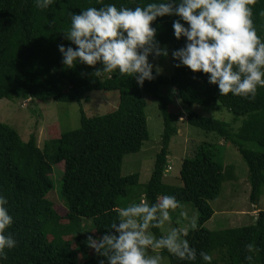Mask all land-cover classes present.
<instances>
[{"label": "trees", "instance_id": "trees-1", "mask_svg": "<svg viewBox=\"0 0 264 264\" xmlns=\"http://www.w3.org/2000/svg\"><path fill=\"white\" fill-rule=\"evenodd\" d=\"M148 0H53L46 9L37 8L33 0H0V98L49 100L64 102L89 101L94 90L119 93L118 106L102 115L86 114L80 107V126L60 133L41 149L34 134L28 140L10 125L0 121V194L8 199L13 217L6 229L17 245L6 251L0 264H98V256L86 244L89 235L98 237L107 232L124 207L120 197L129 194V186L137 184L139 174H122L125 154L138 152L149 139L146 99L158 100L164 129L161 147L156 154L151 177L141 194L147 203L158 196L174 195L178 207L184 202L194 205L198 213L197 228L189 229L185 238L197 250L194 261L180 260L168 254L170 264H203L199 252L213 256L212 264H246L244 245L253 243L254 264H264V210L252 224L211 230L205 226L214 210L209 201L216 198L226 178H232L222 162L216 159L211 143H199L191 156L182 159L179 177L181 186L164 181L169 156V144L177 133L175 116L169 110L173 101L171 89L185 107L188 124L215 132L232 142L249 170L250 201L258 204L264 191V87L258 86L254 99L220 95L217 86L207 81V75L193 72L187 66H174L173 73L155 75L139 87L134 77L118 72L106 74L103 80L93 75L95 66L74 63L68 68L61 63L57 45L70 44L63 31L70 25V13L82 8L99 7L101 3L141 6ZM253 25L264 40V0H253ZM176 16L157 17L155 39L173 49L183 46L185 38L176 39L172 21ZM182 23L183 22L181 21ZM75 48V45H72ZM150 57V55H149ZM177 63L173 60V64ZM168 88L167 91L164 88ZM219 102L235 117L245 116L236 132L218 118L204 116L192 109L194 104ZM256 142L262 150L247 147ZM52 149V150H51ZM63 168L61 199L67 212L61 215L47 196L53 189V165ZM90 219L92 228L82 226ZM154 235L163 234L161 226L150 228Z\"/></svg>", "mask_w": 264, "mask_h": 264}, {"label": "clouds", "instance_id": "clouds-1", "mask_svg": "<svg viewBox=\"0 0 264 264\" xmlns=\"http://www.w3.org/2000/svg\"><path fill=\"white\" fill-rule=\"evenodd\" d=\"M37 8L46 9L53 0H33ZM100 3V0H97ZM253 0H148L142 6H117L101 3L99 7L82 8L70 13V25L63 31L68 46L58 44L62 65L71 68L74 63L95 66L93 75L103 80L106 74L118 72L134 77L139 87L162 72L159 65L149 62L169 56L166 46L155 39L156 28L151 26L157 17L176 16L172 21L176 39L184 44L171 51L174 66H187L207 75V81L217 86L220 95L231 93L254 99L258 86L264 87V40L253 25ZM260 15L264 16V11ZM186 22L185 23H182ZM72 45L76 47L73 48ZM155 68V75L153 69ZM173 95L176 89H171ZM8 199L0 194V260L6 251L17 245L6 229L13 217L7 207ZM178 207L174 195L158 196L149 204L141 197L139 203L130 202L120 207L117 219L108 225V231L98 237L89 235L86 244L104 259L98 264H162L159 249L180 260L194 261L197 250L190 247L183 228L175 226L159 235L150 228H158L170 220V210ZM187 224L197 228V215L180 211ZM246 264H254L253 243L244 245ZM203 264H212L213 256L199 252Z\"/></svg>", "mask_w": 264, "mask_h": 264}, {"label": "rangeland", "instance_id": "rangeland-1", "mask_svg": "<svg viewBox=\"0 0 264 264\" xmlns=\"http://www.w3.org/2000/svg\"><path fill=\"white\" fill-rule=\"evenodd\" d=\"M164 46L168 48L169 56H160L153 59L150 55L149 62L153 63V65H159L162 68L161 73L165 76H170L174 70L171 48L168 45H161V47ZM164 90L167 91L168 88L166 87ZM88 95L90 97L89 101L82 102L81 105L77 102L56 101L54 99L42 101L0 98V121L14 128L22 139L28 140L30 135L34 134L36 143L41 149L45 148L46 143L51 148L50 141L52 139L58 137L60 133L80 126V107L84 109L87 115L92 116L105 114L118 106L119 93L116 90H94L89 92ZM144 97L147 102L145 112L149 139L143 143L138 152L125 154L123 157L122 174H139L138 183L128 187L129 194L119 198L120 201L124 202V206H127L130 202L139 203L141 197L146 201L141 193L144 192L151 177L155 157L161 147L164 124L158 108V100L147 94ZM192 109L204 116L225 121L234 132L238 130L245 118V116L235 117L219 102H213L205 106L194 104ZM169 110L175 116L174 124L177 128V133L172 136L169 144L170 153L164 172V181L175 186H181L182 182L179 172L182 159L185 156L193 155L195 147L199 143H211L216 159L228 168L233 177L226 178L222 183L220 194L209 201L214 214L205 223V226L211 230H220L254 223L259 211L264 210V191L258 204H253L250 201L249 170L237 147L232 142L225 141L224 138L215 132H208L188 124L184 104L181 103L177 94L173 95ZM247 147L256 152L262 150L256 142L248 143ZM62 176V166L60 164L53 165L51 177L54 185L47 196L55 203V209L61 215H65L67 210L63 205L60 194ZM182 210L187 215L195 213L198 218L194 205L190 202H184L177 209L170 210V220L161 225L163 233L172 226L183 228L185 232L191 229L186 220L179 215ZM82 226L86 229H91V220L83 219ZM161 250L159 249L157 252L163 257L162 264H170L169 255L162 253Z\"/></svg>", "mask_w": 264, "mask_h": 264}]
</instances>
